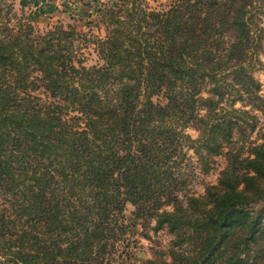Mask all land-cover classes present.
Returning <instances> with one entry per match:
<instances>
[{
	"label": "trees",
	"instance_id": "1",
	"mask_svg": "<svg viewBox=\"0 0 264 264\" xmlns=\"http://www.w3.org/2000/svg\"><path fill=\"white\" fill-rule=\"evenodd\" d=\"M159 1L105 6L90 67L76 27L40 33L0 7V264H110L128 205L171 237L141 264H264V129L243 133L245 108L264 112V0ZM185 149L226 165L180 199Z\"/></svg>",
	"mask_w": 264,
	"mask_h": 264
},
{
	"label": "rangeland",
	"instance_id": "2",
	"mask_svg": "<svg viewBox=\"0 0 264 264\" xmlns=\"http://www.w3.org/2000/svg\"><path fill=\"white\" fill-rule=\"evenodd\" d=\"M114 0H0L2 15L6 20H10L12 25H31L35 31L46 33L55 27H62L67 30L69 27H76L80 34L76 45H79L78 59L85 67L100 64L94 50L93 41L103 39L106 29L102 25L99 16L102 9ZM149 6L155 7L159 0H147ZM253 21L264 29V20L258 12L252 13ZM25 27V26H24ZM261 36V35H260ZM261 52L259 60L262 63L254 71V78L260 83V94L264 96V33L261 36ZM235 108H241V103H236ZM256 117V128L253 132L244 128V134L248 140L256 141L258 133L264 129V112L253 111L249 107L245 108ZM186 133L193 139L198 133L194 129H187ZM235 141L238 136L235 135ZM234 147V145H232ZM186 159L181 170L184 173V186L179 192V198L184 194L202 195L207 185L216 183L220 171L225 167L224 155L209 158L206 162H201L192 150L185 149ZM206 167V169H205ZM264 208V203L257 209ZM132 207L127 206L125 211V222L129 227V245L121 246L119 250L110 258V264H141L144 260L159 257L166 253L170 241V235L166 230L153 232V223L146 227L142 222L132 215ZM135 243V244H133Z\"/></svg>",
	"mask_w": 264,
	"mask_h": 264
}]
</instances>
